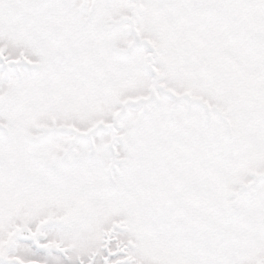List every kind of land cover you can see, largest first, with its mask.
<instances>
[{
  "label": "snow or ice",
  "instance_id": "obj_1",
  "mask_svg": "<svg viewBox=\"0 0 264 264\" xmlns=\"http://www.w3.org/2000/svg\"><path fill=\"white\" fill-rule=\"evenodd\" d=\"M0 264H264V0H0Z\"/></svg>",
  "mask_w": 264,
  "mask_h": 264
}]
</instances>
